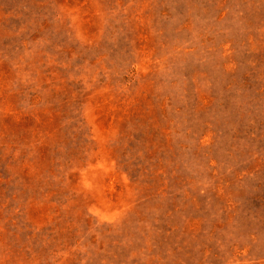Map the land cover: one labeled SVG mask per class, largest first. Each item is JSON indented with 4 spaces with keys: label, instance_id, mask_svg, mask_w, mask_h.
Segmentation results:
<instances>
[{
    "label": "rangeland",
    "instance_id": "rangeland-1",
    "mask_svg": "<svg viewBox=\"0 0 264 264\" xmlns=\"http://www.w3.org/2000/svg\"><path fill=\"white\" fill-rule=\"evenodd\" d=\"M0 264H264V0H0Z\"/></svg>",
    "mask_w": 264,
    "mask_h": 264
}]
</instances>
